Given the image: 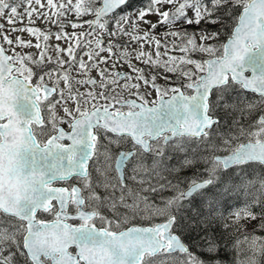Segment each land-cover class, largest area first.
I'll return each mask as SVG.
<instances>
[{
  "label": "snow or ice",
  "instance_id": "snow-or-ice-1",
  "mask_svg": "<svg viewBox=\"0 0 264 264\" xmlns=\"http://www.w3.org/2000/svg\"><path fill=\"white\" fill-rule=\"evenodd\" d=\"M95 3L97 0H16L15 3L0 0V18L10 10L5 21L8 25L22 22L25 16L32 22L35 14L37 19L59 28L55 33L34 27L10 29L35 36L34 47L41 50L38 57L14 50L7 54L8 50L0 45V218L8 215L19 221L9 225L0 219V227L4 228L0 231V264H21L17 254L23 258V264H220L218 259L205 261L191 251L195 245L205 256L218 258L221 247L215 236L205 232L201 237L203 243L184 242L186 225L181 223L180 210L196 207L193 201L198 197L211 212L213 201L205 190L218 182L221 171L264 166V114L249 126L250 129L255 127V131L242 125L235 133L217 131L216 135L222 141L220 145L212 141V128L219 120L210 114L211 94L236 87L258 95V104L248 102L246 105L249 111L264 107V0H148L146 7L124 13L119 9L127 8L131 0H99L101 6L93 7ZM165 5L171 7L162 10ZM21 6L23 13L18 11ZM89 13L94 19L83 24L67 20L70 14L80 18ZM149 14L157 15V21H147L145 17ZM225 16H230L233 24L226 42L208 43L217 40L219 30L201 29L198 43L197 33H190L184 27L199 25L202 21L223 24ZM65 21L74 30L86 24L88 31L68 33L64 31ZM141 22L149 24V28L139 35ZM128 25H131L130 30ZM158 27L165 29L160 34L163 39L153 34ZM3 29L4 24H0V34ZM105 35L109 37L106 45ZM50 36L67 44L65 48L59 44L52 46L57 57L54 62L47 54ZM41 37L43 45L39 42ZM121 38H127L123 45L118 43ZM2 39L9 46L14 43L7 34H3ZM134 43L138 48H131ZM15 44L33 47L31 41L25 42L20 37L16 38ZM146 45L154 47V56L144 50ZM104 52L108 55L102 56ZM172 52L181 55H170ZM196 54L208 58L195 59ZM62 55L68 59H62ZM133 59L146 68L163 69L183 77L187 83L182 87L185 91L191 90L192 94H185L180 88L157 87V75L146 77V69L137 68L131 63ZM110 61L111 68L101 67ZM53 63L55 68L49 71ZM118 64H127L137 75L133 77L116 71ZM189 65L194 66L195 73L186 68ZM69 68L86 77L75 83L91 86L93 90L74 93ZM93 69L99 80L89 74ZM58 73L61 75L55 84L62 79L65 88L60 89L57 100L54 97L57 87L46 86L44 80L45 76L51 78ZM133 79L150 85L157 96H165L169 91L173 93L166 105L167 119L161 120L156 115L157 108L148 107V100L139 91L131 93L132 88H140L139 84L128 83ZM121 80L125 81L122 89L137 99L111 95L115 90L112 86ZM96 88L100 89L98 93L94 91ZM5 89L9 90L10 97H14V103L5 99ZM21 99L32 106L30 118L23 119L14 110V104ZM42 101L48 102L43 116ZM66 101L74 102L75 108L63 107L67 118L58 119L56 108ZM58 123H67L70 131L58 127ZM45 136L46 140H38ZM102 136L108 139V146L101 144ZM6 137H11L15 145L11 153L14 161L7 170L3 162ZM244 137L247 142H239ZM193 141L202 144L206 153L223 151L227 154L197 155L194 152L189 156L188 145ZM233 141H237L235 146ZM153 142H157L155 146ZM128 143L132 150H121L113 157L111 145L120 147ZM168 146L185 153L177 167L171 169L162 167ZM149 154L151 166L144 159ZM100 157H103L102 165L99 164ZM94 158L99 165L95 181L89 168V162ZM197 163L204 164L201 175L206 178L184 181L188 184L185 190L179 189L181 181L174 184L162 175L164 171L183 170ZM129 171L131 175L127 174ZM72 179L80 181L81 186H54ZM153 179L158 183L153 185ZM129 180L139 184L140 188L129 187ZM161 180L165 182L159 183ZM6 182L12 186L7 195ZM256 183L259 198L254 197L244 212L235 213L237 222L241 217L258 218L251 207L264 204V178H259ZM145 184L148 187H144ZM97 187L104 189L103 197L95 192ZM167 189H175L176 194L162 199L159 204L149 203L147 197L141 196L143 192L155 194ZM117 191L119 196L115 195ZM142 206L147 218L161 217L162 222L124 228L129 223V216L121 214L118 208L128 209L134 217L142 214ZM102 207H107L115 219L104 216L100 211ZM42 213H48L54 219L38 218ZM196 216L200 213L196 212ZM261 217L264 218V209ZM77 220L78 224L69 223ZM97 222L102 226L97 227ZM202 223L206 225L207 222L202 219ZM224 228L227 230L228 225ZM191 230L189 225L188 231ZM257 243L253 235L250 244L253 251ZM73 247L75 253L70 251ZM259 250L264 252V243L260 244ZM161 253L164 254L162 259L158 258ZM238 264L243 262L238 261ZM249 264L256 262L251 260Z\"/></svg>",
  "mask_w": 264,
  "mask_h": 264
},
{
  "label": "trees",
  "instance_id": "trees-1",
  "mask_svg": "<svg viewBox=\"0 0 264 264\" xmlns=\"http://www.w3.org/2000/svg\"><path fill=\"white\" fill-rule=\"evenodd\" d=\"M147 3L148 0H131L127 8H122L119 12L133 8H144L147 6ZM99 4V0H97L94 7H98ZM199 27V29H206L209 32L219 30V36L214 43H222L229 36L233 24L230 16H225L223 24H211L202 21ZM155 71L157 70L155 69ZM172 77L175 78V75H172ZM228 93L229 90L223 93L214 91L210 96L211 114L219 120L218 131L220 130L222 133H229L231 131L229 121L234 116V109L226 110L220 103L236 100L238 109L234 128H237L239 124L244 125L246 120L244 111L243 115L241 114L243 105H247L248 102H253L254 100H259L257 95L239 88L235 89L232 97ZM208 154L213 155L214 153ZM183 157L184 155L176 154L174 157L175 164L177 165L178 160L183 159ZM182 171H185L182 183L194 177H206L201 175L204 171L203 163H197L193 167L185 168ZM259 178H264V166L251 165L242 169L234 167L227 171H221L218 182L205 190L208 198L213 201V210L211 212L206 203H200L198 197L193 201L196 207H185L180 210L181 223L186 225L183 235L186 244H190L192 241L203 243L201 237L207 232V234L216 237L221 247L218 258L205 256L195 245L191 247L193 253L200 255L205 261L208 259H218L220 264H234V259H237L238 256L244 260L243 264H249L251 260H255L256 264H264V252L259 250L260 244L264 243V218L261 217L264 204L251 207V211L258 217L255 220L241 217L237 222L235 216L236 212H244L253 203L254 197L259 198V185L256 183V180ZM184 203L186 204L187 202L185 201ZM196 212L200 213L199 217L196 216ZM232 215L235 218L227 220V217ZM184 216L188 217V219L184 220ZM202 219L207 222L206 225L202 223ZM189 225L192 226L191 231H188ZM224 225H228L227 230H225ZM253 235L258 241L255 251L250 247ZM236 241H239L238 245Z\"/></svg>",
  "mask_w": 264,
  "mask_h": 264
},
{
  "label": "rangeland",
  "instance_id": "rangeland-1",
  "mask_svg": "<svg viewBox=\"0 0 264 264\" xmlns=\"http://www.w3.org/2000/svg\"><path fill=\"white\" fill-rule=\"evenodd\" d=\"M16 0H13V3H15ZM42 2H46V0H42ZM34 7H39V6H36V5H33ZM94 7V5H93ZM171 6H168V5H165L164 6V9L162 10H165V9H168L170 8ZM136 9H139V8H133L131 10L135 11ZM23 6H21V8L18 10L20 13H23ZM46 10V9H45ZM9 11L10 10H6L5 12V16L0 18V24H4V29H3V33L1 34L3 36V34H7L10 36V38L14 41L13 45L9 46L6 44V46L9 48V50L12 51L14 50L15 52L17 53H21L22 55H25V54H33L35 56H39V53H40V49H36L34 47V45L37 43V38L35 36H31L29 33L27 32H20V31H16V32H11L10 29L11 28H17V29H20V28H27V27H34V28H38V29H41L42 31L44 32H48L49 30L52 32V33H55L57 31H59V28L50 24V23H46L44 21H42L41 19H37L35 14L33 15V17L31 18L32 22L29 21L28 17H24L23 21L22 22H16L12 25H8L5 21H6V18L9 14ZM129 10H124V11H121L120 13H124V12H128ZM188 15H192L191 11H189ZM94 15L92 13H89V14H86V15H83L82 17L78 18L75 16V14H70L68 17H67V20H71V21H74V22H79V23H82L84 21H88V20H91L93 19ZM63 19V18H62ZM145 19L147 21H150V22H156L158 17L157 15L155 14H149L145 17ZM65 28H64V31L68 32V33H72L73 31H75L76 33H79V32H85V31H88V26L86 24L83 25V27H79L77 29H72L70 27V25H67V21H65ZM111 27V26H110ZM185 28H187V30L190 32V33H197V42L199 43V32L201 29H199V25H196V24H192V25H185L184 26ZM128 28L129 30L131 29V25H128ZM149 28V24H146V23H143L141 22L140 23V26H139V32L138 34L139 35H142L144 31L148 30ZM165 29L164 28H161V27H158L155 29L154 31V35H156L158 38L160 39H163V37L160 35ZM17 37H20L21 40L25 41V42H28V41H31L33 47H21V46H17L15 44V40ZM228 38V37H227ZM89 39H91V37H89ZM108 39L109 37L108 36H103V40H104V43L105 45L108 43ZM125 39L127 38H121L118 40V43H120L121 45L124 44L125 42ZM171 39V38H169ZM42 45H43V40H42V37L40 38V41H39ZM215 41H209L208 43H214ZM48 44H49V48L47 50V54L48 55H51L52 56V60L53 62L57 59L56 57V52L54 50V48L52 46L54 45H57L59 44V46L61 48H65L67 47V44L64 42V41H56L55 40V37L54 36H50V39L48 41ZM131 48H138V45L137 44H132L131 45ZM123 49H113V51H122ZM131 50V49H129ZM146 52H152L153 53V56H154V47H149V46H145V49H144ZM161 51L163 52L164 49L161 48ZM81 55H83V52L80 53ZM102 56H107L108 53L107 52H104V53H101ZM170 55H181V53L179 52H172L170 53ZM62 59L64 60H67L68 57L66 55H62L61 56ZM193 58L195 59H206L208 58L207 56H204V55H200V54H196L193 56ZM84 59L86 60L87 57L84 56ZM164 59H167V57H164ZM131 63H133L137 68H141V69H146L145 70V76L146 77H149L150 78V75L152 74H156L157 75V79L155 81L157 87L161 88V89H171V88H180L182 89L183 91H185V89L182 87L183 84L187 83V81L177 75V74H174V73H170V72H165L163 69H156L157 71H155V69H150V68H146V66L140 62H137L136 60H132ZM111 65H112V61H110L108 64L106 65H101V67H108V68H111ZM67 67V66H66ZM53 68H55V64H51L49 66V71H51ZM186 68H190L194 73H195V68L194 66H186ZM116 71H121V72H124V73H129L130 75H132L133 77H135L137 74L136 73H132L128 67L127 64H123V66L121 65H117ZM69 71V75L71 77V80H72V90L73 92H79V93H84L86 91H92L93 89L91 88V86H86V85H80V84H77L75 83L76 80H82V79H85V75L81 74V73H78L77 71L69 68L68 69ZM92 77H95L97 80L100 79V77L97 75V71L95 69H93L90 73H89ZM61 74H57L56 76H53L51 78H49L48 76H45V79L50 82V83H53L55 84V81L57 79H59V76ZM172 75H175V78L172 77ZM195 78V77H194ZM125 83V81L121 80L118 82L117 85L115 86H112L114 87V91L111 92V95H121L122 92H129L127 90H124L122 89V85ZM128 83H131V84H139L140 85V88L139 89H136V88H132L131 89V93H136L137 91H139V93L141 95H144L145 98L148 100L149 103H152V102H155L159 96H157V93L155 92V90H153L150 85H144L143 81L142 80H136V79H133L131 81H129ZM57 87L59 88V91L60 89H64L65 86H64V82L62 79H60V82L59 84L57 85ZM238 88V87H236ZM236 88H230L228 89L229 90V93L232 97V95L234 94V91ZM95 92H99L100 89L99 88H96L94 89ZM191 92V91H190ZM172 92H168L167 95L171 94ZM185 93H189V91H185ZM65 96L67 95V90L65 89V92H64ZM130 94V93H129ZM59 99V97L57 98V100ZM102 102V101H101ZM240 102V101H239ZM253 104H258L259 103V100H254L252 102ZM220 105L225 108L226 110H229V109H234V116L230 119V125H231V131L233 133L237 132V130L239 129V127L241 126V124H239L237 126V128H234V124H235V121H236V117H237V106H236V100H233V101H229V102H226V103H220ZM63 107H67L69 108V110H74L75 108V103L72 102V101H66L63 103L62 106L58 105L57 108H56V112L58 114V118H67L66 117V114L63 112ZM81 107H83V105H81ZM242 109L244 110V116L246 118L245 120V123L244 125H242L245 129H248L250 131H255L256 128L253 127V128H249L250 125H253L254 122H256L258 120V117L261 115V114H264V107H255L253 108L251 111H249L246 107V105H243ZM211 114V113H210ZM212 115V114H211ZM214 116V115H213ZM216 117V116H215ZM218 127H219V124L215 125L213 128H212V132H213V137H212V141L217 144V145H220L222 143L221 139L218 138V136L216 135L217 131H218ZM220 133H222L220 130H219ZM247 141V138L244 137L241 139V141L239 142H246ZM237 143V141H233V146H235V144ZM188 149L191 153V156L194 154V152L197 154V155H207V153L204 151V146L202 144H189L188 145ZM198 149V150H197ZM221 153V152H219ZM217 153H214L213 155H215ZM177 166V165H176ZM97 175V172L96 173H93L91 176L94 180V178L96 177ZM131 175V174H130ZM98 178V177H96ZM129 186L135 190H138L140 188V185L139 184H133L132 181L129 180ZM158 182L153 179L152 180V184L155 185L157 184ZM159 183H162L161 181H159ZM144 187H148L147 184L144 185ZM98 195L99 194V190L98 191H95ZM165 192H167L169 195L168 197H171L173 195L176 194V190L175 189H167L165 190ZM145 192L141 193V196L142 197H147L148 198V201L149 203H157L154 199L151 200V197L148 196V195H144ZM118 196H119V192H118ZM131 201L129 200V203ZM158 204V203H157ZM121 210L125 211V213L129 216V221L132 220L135 221V222H138V221H146L147 219V212L144 211V208L142 206L141 208V215H136L133 217L132 213L128 210V209H125V208H121ZM108 212H111L110 210H108ZM157 218V217H155ZM228 219L227 220H233L235 218L234 215L232 216H228L227 217ZM10 224H14V222L12 221H9ZM154 222V221H153ZM129 224V223H128ZM160 259L164 258V254L161 253L160 256L158 257ZM238 261L240 262H244L243 259H241L239 256L237 257V259H234V264H238Z\"/></svg>",
  "mask_w": 264,
  "mask_h": 264
},
{
  "label": "flooded vegetation",
  "instance_id": "flooded-vegetation-1",
  "mask_svg": "<svg viewBox=\"0 0 264 264\" xmlns=\"http://www.w3.org/2000/svg\"><path fill=\"white\" fill-rule=\"evenodd\" d=\"M0 45H2L3 47H5V49L8 50L7 54H11V51L9 50V48L6 46V44L3 43V39H2V35L1 34H0ZM44 84L45 85H50L51 87H53V86H56L57 87L56 84L50 83L46 79L44 80ZM187 91H189V93L192 92L191 90H187ZM120 96H122L124 99H137V97L135 95H130L129 92H125V91L122 92ZM168 96H170V94L169 95H165L164 97H168ZM54 97H55V99H57L59 97V88L58 87H57V92L54 94ZM49 99H53V97H50ZM157 100L155 102L148 103V104H150V105L156 104L157 103ZM137 101H139V100H137ZM47 103H48L47 101H42V116L45 115L46 112H47V109H46ZM101 103H103V101ZM46 126L50 127V125H46ZM58 127L63 128L65 131H69L70 130V128H69V126H68L67 123H58ZM46 139H47L46 136L45 137H38V140H41V141H44ZM64 142L67 143V141H64ZM100 142H101V144H103L105 146H108V139L107 138H104L102 136ZM160 142H162V138H161V141ZM155 143H157V142H153V145L154 146H155ZM196 143H197L196 141L191 142V144H196ZM101 150H103V149H101ZM121 150H123V151L132 150L131 149V144L130 143H128V144H122L120 147H117L115 144H113L110 147V151L113 154V157H115V155L118 154V152L121 151ZM225 153L226 152H221L220 154H225ZM176 154L177 155H185V153H183V152L174 151L171 146L166 147V149H165V155L163 157L162 167H165L166 166V167H168L170 169L173 168V167H177L176 164H175V160H174V157H175ZM187 155L191 156V153H190L189 149L187 151ZM144 159H145V162L147 163V165L151 166V164H152V156L149 154L148 156L144 157ZM99 164L100 165L103 164V157H100L99 158ZM199 164H201V163H199ZM98 166L99 165L96 163L95 158H94V160H92V161L89 162V168H90L91 175L93 173H96V167H98ZM184 172L182 170H177V171H164V172H162V175L165 177V180H171L174 184L177 181H181V183L179 184V189L180 190H184L188 186L187 182H183L182 183L183 177L185 175ZM127 174L130 175L131 174L130 171ZM113 175H114V173H113ZM96 177H97V175H96ZM96 177L94 178L93 181H95L97 179ZM194 178L195 179H202V178H196V177H194ZM165 180H161V182L163 183V182H165ZM127 183H128V185L131 184V183H129V181H127ZM72 185H74V186H81V183H80V181H78L76 179H72L71 181H69L67 183H65V182H57L56 184H54V186H57V187H60V186L70 187ZM98 190H99L100 196L103 197L105 195L104 189L103 188H100V187L95 188V191H98ZM115 195L118 196V191L115 193ZM144 195L150 196L151 197V200L154 199L159 204L162 199L168 198V195L169 194L167 192L163 191V192H158V193H155V194H153L151 192H145ZM108 210L109 209L107 207H102L100 209L101 213L104 216H106L108 218H111V219H115L114 214L112 212H108ZM118 211L121 214H126L125 211L121 210V208H118ZM71 214L72 215H75V212L72 211ZM38 218L44 219L46 221H49V220L54 219V217L52 215L48 214V213H42V214L39 215ZM0 219H2L4 221H7L9 225H11L9 221L14 222V224L19 223V221L17 219L11 218L8 215H5V216H3ZM160 222H162V218L161 217H157V218L152 217L151 219H147L146 221H143V222L142 221H138V222L133 221L132 222V220H131V221H129V224H125L123 227L124 228H127V227H130V226H136V225H142V226H144V225H150V224H153V223H160ZM69 223L78 224L79 221L78 220L77 221H69ZM96 226L97 227H101L102 225L99 222H97V225ZM3 230H4V228L3 227H0V231H3ZM70 251H72L73 253H75V248L73 247L72 249H70ZM17 255H18V258L21 261V264H23V258L20 257L19 254H17Z\"/></svg>",
  "mask_w": 264,
  "mask_h": 264
},
{
  "label": "water",
  "instance_id": "water-1",
  "mask_svg": "<svg viewBox=\"0 0 264 264\" xmlns=\"http://www.w3.org/2000/svg\"><path fill=\"white\" fill-rule=\"evenodd\" d=\"M101 6V5H100ZM94 19V18H93ZM226 42V41H225ZM207 59V58H206ZM250 74V73H249ZM95 78V77H93ZM46 86H49L51 87L50 85H46ZM182 91V90H181ZM245 91H249V90H245ZM251 92V91H249ZM192 94V93H191ZM173 94H171L170 96L168 97H159L158 100H157V103L156 104H153V105H150L148 104V107H153L155 106L157 108V113L156 115H158L161 120H165L167 119V113H168V108L166 107L167 105V102L170 100L171 96ZM257 95V94H256ZM138 103H140V101H137ZM14 110H16L18 112V114L23 118V119H27V118H30V115H31V111H32V106L30 103L24 101V100H18L15 104H14ZM151 115V114H150ZM215 119H217L216 117H213ZM6 122V121H5ZM70 131V130H69ZM247 142V141H246ZM227 153L225 154H216V155H226ZM60 187H65V186H60ZM186 189V188H185ZM184 189V190H185ZM136 226H142V225H136ZM144 226H149V225H144Z\"/></svg>",
  "mask_w": 264,
  "mask_h": 264
},
{
  "label": "clouds",
  "instance_id": "clouds-1",
  "mask_svg": "<svg viewBox=\"0 0 264 264\" xmlns=\"http://www.w3.org/2000/svg\"><path fill=\"white\" fill-rule=\"evenodd\" d=\"M3 95L6 100H9L10 103H14V97H10L9 90L5 89ZM14 150H15V145L13 144L11 137H6L4 140V149H3V162H4L5 170H7L10 164L13 163L14 161V158L11 156V153ZM11 188L12 186L6 182L5 195L9 193Z\"/></svg>",
  "mask_w": 264,
  "mask_h": 264
},
{
  "label": "bare ground",
  "instance_id": "bare-ground-1",
  "mask_svg": "<svg viewBox=\"0 0 264 264\" xmlns=\"http://www.w3.org/2000/svg\"><path fill=\"white\" fill-rule=\"evenodd\" d=\"M120 9H122V8H120ZM120 9H119V10H120ZM225 218H226V217H225ZM227 219H228V218H227Z\"/></svg>",
  "mask_w": 264,
  "mask_h": 264
}]
</instances>
